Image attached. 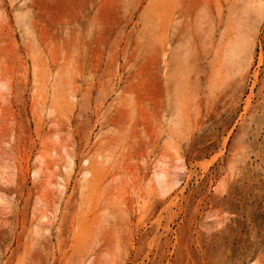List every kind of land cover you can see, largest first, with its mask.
I'll return each instance as SVG.
<instances>
[{
  "label": "rangeland",
  "instance_id": "374dc122",
  "mask_svg": "<svg viewBox=\"0 0 264 264\" xmlns=\"http://www.w3.org/2000/svg\"><path fill=\"white\" fill-rule=\"evenodd\" d=\"M0 264H264V0H0Z\"/></svg>",
  "mask_w": 264,
  "mask_h": 264
},
{
  "label": "bare ground",
  "instance_id": "6f19581e",
  "mask_svg": "<svg viewBox=\"0 0 264 264\" xmlns=\"http://www.w3.org/2000/svg\"><path fill=\"white\" fill-rule=\"evenodd\" d=\"M156 1H157V0H156ZM161 2H162V1H161ZM166 2H167V1H165V3H166ZM152 3H153V2H152ZM152 3H151V4H152ZM159 3H160V1H159ZM165 3H164V4H165ZM153 4H154V3H153ZM156 4H157V2H156ZM164 4H163V5H164ZM154 6H155V5H154ZM154 6H152V8H153ZM156 6H157V5H156ZM156 6H155L154 8H156ZM157 7H158V6H157ZM154 8H153V9H154ZM159 10H160V9H159ZM172 10H173V9H172ZM157 11H158V10H157ZM152 13H153V12H152ZM157 13H158V15H160L159 12H157ZM157 13H156V15H157ZM158 15H157V16H158ZM164 19H165V18H164ZM167 20H168V19H167ZM193 21H194V20H193ZM166 24H167V23H166ZM196 39H197V38H196ZM192 40H193V39H192ZM220 48H221V47H220ZM166 60H167V59H166ZM99 141H100V140H99ZM117 149H118V148H117ZM81 153H82V152H81ZM116 157H117V156H116ZM93 166H95V165H92V167H93ZM110 168H111V167H110ZM107 172H108V170H107ZM101 173H102V172H101ZM100 179H101V178H100ZM94 181H95V180H94ZM104 185H105V184H104ZM102 188H103V187H102ZM93 190H94V189H93ZM92 193H93V192H92ZM94 199H95V197H94ZM103 201H104V200H103ZM97 202H98V201H97ZM89 203H90V202H89ZM102 203H103V202H102ZM118 204H119V203H118ZM92 205H93V204H92ZM135 206H136V205H135ZM100 208H101V207H100ZM96 215H97V214H96ZM91 218H93V217H91ZM95 221H96V220H95ZM90 231H91V230H90ZM86 234H87V233H86ZM80 238H81V237H80ZM75 242H76V241H75ZM76 245H77V243H76Z\"/></svg>",
  "mask_w": 264,
  "mask_h": 264
}]
</instances>
